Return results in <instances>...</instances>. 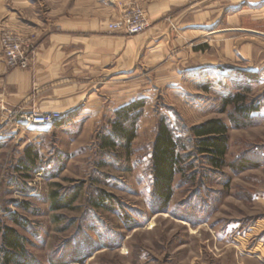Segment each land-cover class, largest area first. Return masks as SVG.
Masks as SVG:
<instances>
[{
  "label": "rangeland",
  "instance_id": "rangeland-1",
  "mask_svg": "<svg viewBox=\"0 0 264 264\" xmlns=\"http://www.w3.org/2000/svg\"><path fill=\"white\" fill-rule=\"evenodd\" d=\"M142 1L124 0L113 16L98 8L109 15L107 32H118L108 29L109 22L141 9L148 27L135 35L143 34L150 26L146 5L152 0ZM171 2L163 20L174 35L186 23L203 22L204 31L190 32L191 42L203 46L208 60L215 56L224 65L196 70L178 84L161 82L143 50L135 68L122 79L111 81L110 75L101 89V82L88 85L96 77L100 81V69L82 63L84 47L95 44L96 37L58 24L68 17L83 19L84 0H0V61L5 66H0V235L8 226L24 238L26 252L19 264H264V116L259 113L264 72L228 66L229 53L233 55L228 44L232 50L252 44V62L264 63V37L240 30L264 31V0ZM56 34L78 49L76 72L68 67L58 72ZM185 40L166 45L163 62L184 67L186 57L178 49L188 46L190 40ZM16 44L27 60L24 68L7 62L6 52ZM61 49L65 55L70 47ZM46 58L51 66L45 65ZM244 63L237 58L236 64ZM11 72L18 73L12 88L4 80ZM27 72L28 88L19 77ZM69 81H76L78 92L92 94V105L102 100V112L63 113L46 129L27 127L29 114L51 112L39 106L53 109L56 87ZM21 86L27 103L8 105L4 91L20 92ZM113 93L119 98H111ZM132 97L145 98L146 104L130 148L100 149L114 107ZM160 118L169 122L185 148L165 207L152 191L150 172ZM209 119H220L228 128L225 163L219 168L193 147L190 127ZM27 146L37 154L28 170L19 167ZM242 160L246 163L240 169ZM75 193L70 206L53 207Z\"/></svg>",
  "mask_w": 264,
  "mask_h": 264
},
{
  "label": "crops",
  "instance_id": "crops-1",
  "mask_svg": "<svg viewBox=\"0 0 264 264\" xmlns=\"http://www.w3.org/2000/svg\"><path fill=\"white\" fill-rule=\"evenodd\" d=\"M133 1H140L142 0H133ZM86 9L84 11L83 19L80 18H72L68 17L66 19H61L58 24L63 28L67 30H79L83 29L86 31H90L92 34V37H96L95 44L92 43L87 44L83 51L87 52V56L84 57V60L82 61L85 68H92L96 66V68L100 69L99 73H101L100 81L98 77L96 79H91V81L88 83V85H92L94 83L101 82L104 86L101 87L103 89L105 86L107 87L109 84V77L110 75H113V77L110 79H122L125 76V72L135 68L136 62L139 64V59L141 58L142 51L145 50L147 53L146 59L148 61V64L151 65V67L155 68V72L159 75L158 79H160L161 82H168V83H175L178 84V82L181 81L182 78L186 77L187 74H191L192 72L202 69V68H213L217 66L224 65L221 63L218 59L215 58V56H212V58H209L206 56L202 50L203 46L199 44H195L191 42L190 39V32H202L204 31L203 27L206 26L203 22L196 23H186L183 25L184 30L181 31V33L174 35V31L170 29L169 25L166 24V22L163 20V16L171 9L172 2L171 0H152L146 5V11L148 14V18L150 21L149 28L141 35H127L122 32H114V33H108L106 29V22L109 19L108 13L104 14L102 10H100L102 13H98L97 9H103L107 8L109 11H111V15L117 14L120 12V9L122 7L121 3L124 2V0H84ZM125 3V2H124ZM68 26V28H67ZM78 28H75L77 27ZM237 30V29H235ZM248 33H256L258 35H261L264 37V31H254L253 29H240ZM221 31V30H218ZM64 35L56 34V68L58 72H61V68H69L72 70H75L77 68V61L78 56L75 54L77 52V48L73 46L71 42H62ZM192 37V36H191ZM184 38L186 41L190 40V43H186L188 46L184 45L181 50L178 49L179 54H183L186 57V64L184 67L179 68L177 67L174 69L172 67V62H163L166 57L167 52V46L172 47L174 45V42H183ZM188 38V40H187ZM94 39V38H93ZM152 44V46H151ZM90 45V46H89ZM70 47V49H67L69 53L63 55V52L61 51L63 47ZM88 46V47H87ZM152 47V49L149 51L148 48ZM146 48V49H145ZM229 51H232L231 55L229 53V67L237 68L244 70L249 73H256L261 71L264 72V63L263 61L259 64H254L252 62V59L254 58V51H253V45L252 44H245L240 49H233L230 44H228ZM61 49V50H60ZM65 50V49H63ZM82 50V49H81ZM150 52V53H149ZM76 56H75V55ZM74 55V56H73ZM90 55V56H88ZM64 56V57H63ZM45 56H42V58ZM50 57V56H47ZM145 57V56H143ZM246 60V63L244 65L236 64L237 58ZM190 59V60H189ZM45 65L51 66L52 60L49 58H46ZM53 63V62H52ZM0 66H4L2 62L0 61ZM5 67V66H4ZM1 69V68H0ZM232 70V69H231ZM219 73V70L217 71ZM216 72V73H217ZM106 73V74H103ZM176 73V76L175 74ZM21 75L20 80L23 86H27L29 84V73H20ZM18 76V73L15 74V76ZM14 73L11 72L10 74L6 75L4 77L5 83L8 87L12 88L14 84ZM108 80L104 81V78H107ZM160 77V78H159ZM3 79V78H2ZM66 80L65 78H63ZM217 79V77H216ZM95 80V81H94ZM262 82L264 81V77L262 76ZM17 81V80H16ZM69 83H75V84H69ZM76 81L71 82L69 81L68 84H63L61 86L56 87V100L54 101L53 109L46 110V106H39L40 111H56V112H62L66 115H70L71 113H74L75 111H78L77 114H89L92 116H96L102 112V100L98 103H94L92 105L91 98L92 94H88L86 96L87 91L78 92ZM24 88V90L26 89ZM92 88H89L87 90H91ZM23 87L21 86L20 92H13L11 89L10 91H4V94H6V102L10 106H23L25 103H27V100L29 99L28 93L22 94ZM102 91V90H101ZM117 92V91H116ZM134 97V96H133ZM131 100H127L126 102H120L114 107V111L118 109L119 107L127 104L128 102H131L135 100L133 98ZM111 98H119L118 93H113L111 95ZM108 99V97H107ZM83 108V109H81ZM109 108V107H108ZM107 108V109H108ZM260 115L264 116V107L260 108ZM264 200V199H262Z\"/></svg>",
  "mask_w": 264,
  "mask_h": 264
},
{
  "label": "trees",
  "instance_id": "trees-1",
  "mask_svg": "<svg viewBox=\"0 0 264 264\" xmlns=\"http://www.w3.org/2000/svg\"><path fill=\"white\" fill-rule=\"evenodd\" d=\"M253 74V73H252ZM229 99H225L227 103ZM146 104L145 98H138L115 110L109 121V130L101 136L99 148L114 149L122 146L129 149L137 136V122ZM239 112H241V108ZM247 115L243 116L245 118ZM228 128L220 119H209L190 127L193 136V147L198 154L206 157L211 166L219 168L225 163L228 149ZM184 144L174 137L172 127L165 118H160L157 124L155 138L150 156V172L152 175V191L165 207L173 194L174 176L181 170ZM37 157L33 148L27 146L24 156L20 159V168L32 167ZM246 163L241 161L240 169ZM243 164V165H242ZM77 198L76 193L63 201H57L55 209L70 206ZM1 264H19L26 252L24 238L13 227H4L0 235Z\"/></svg>",
  "mask_w": 264,
  "mask_h": 264
},
{
  "label": "built area",
  "instance_id": "built-area-1",
  "mask_svg": "<svg viewBox=\"0 0 264 264\" xmlns=\"http://www.w3.org/2000/svg\"><path fill=\"white\" fill-rule=\"evenodd\" d=\"M148 27V19L145 12L141 9H131L118 18L108 23V29L110 31H118L128 35H135L143 32ZM6 42V41H4ZM6 59L11 66L26 67L27 60L23 54L19 51L18 45H14L8 48L6 52ZM64 114L61 112H45V113H31L29 114L25 122L27 127L35 126L41 129L51 127L55 122L62 119Z\"/></svg>",
  "mask_w": 264,
  "mask_h": 264
}]
</instances>
